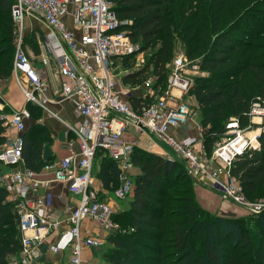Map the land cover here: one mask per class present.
<instances>
[{
  "label": "built area",
  "instance_id": "built-area-1",
  "mask_svg": "<svg viewBox=\"0 0 264 264\" xmlns=\"http://www.w3.org/2000/svg\"><path fill=\"white\" fill-rule=\"evenodd\" d=\"M114 6L112 0H13L12 77L26 103L5 114L0 95V122L5 128L0 166L8 170L0 174V187L5 189L7 201L14 205L20 232V250L10 257L9 264H38L40 247L49 237L52 240L46 244L51 254L69 250L70 262L81 264L83 248L100 245L96 237L81 234L85 221L114 234L132 231L113 223L110 201L100 195L92 175L96 154L102 150L118 171L119 184L112 195L123 200L131 193L133 183L128 173L133 167L135 146L127 135L130 127L162 139L180 158L187 175L219 191L224 200L252 215L264 211V201L248 200L230 172L234 159L255 148L259 135L264 134V98L251 104L246 128H240L238 120L230 118L226 138L216 145L209 159L200 157L195 138L176 139L167 134L169 128L188 125L192 117L184 101L193 83L186 68L189 60L184 55L176 57L166 77L165 90L151 103H141L140 109L134 110L128 97L136 90L129 91L127 86L119 89L112 67L116 60L143 52L139 43L130 39L128 28H123L132 25V20L119 19ZM25 16L45 24L42 43L55 62L60 92L73 100L75 112L83 117L81 126L73 129L74 148L58 161L45 164L41 172L25 167L22 157L24 135L29 128L27 121L31 118L26 104L47 109L40 99L48 89L42 72L24 48ZM154 80L150 76L140 88L147 91ZM149 95L145 92L142 99ZM255 118L259 121L255 122ZM164 159L174 161L168 155ZM52 183L63 185L70 195L63 219L50 214L54 201Z\"/></svg>",
  "mask_w": 264,
  "mask_h": 264
},
{
  "label": "trees",
  "instance_id": "trees-1",
  "mask_svg": "<svg viewBox=\"0 0 264 264\" xmlns=\"http://www.w3.org/2000/svg\"><path fill=\"white\" fill-rule=\"evenodd\" d=\"M112 1L119 19L132 20V25L123 27L128 28L130 39L139 43L140 52L149 51L142 67L122 76V84L132 88L152 76L161 94L179 42L183 55L206 73L188 91L193 89L203 112L200 125L209 126L202 138L205 155L210 156L226 138L222 120L236 118L240 128L249 125L251 104L264 98V0ZM12 6L13 0H0V81L12 75ZM133 60L134 56H127L121 62L130 66ZM152 101L147 97L144 105ZM132 102L133 109L142 106L138 99ZM27 108L34 118L38 108L33 104ZM4 134L0 122V147ZM49 140L44 129L30 126L22 150L25 167L43 168L42 146ZM96 157L101 158L97 178L104 189L113 191L119 184L116 165L102 150ZM132 163L138 172L127 209L114 216L122 229L132 231L108 237L109 264H264V217H256L259 237L254 241L247 234L246 219L223 218L198 205L195 181L181 161L134 147ZM230 172L248 200L264 201V134L259 135L256 148L234 159ZM259 214L264 216V211ZM235 222L240 225L234 226ZM224 224L234 230L226 231ZM217 230L218 238L213 235ZM233 234L237 237L231 240ZM19 250L15 208L0 187V264H9Z\"/></svg>",
  "mask_w": 264,
  "mask_h": 264
},
{
  "label": "crops",
  "instance_id": "crops-1",
  "mask_svg": "<svg viewBox=\"0 0 264 264\" xmlns=\"http://www.w3.org/2000/svg\"><path fill=\"white\" fill-rule=\"evenodd\" d=\"M41 45L42 47L44 46L43 44ZM44 52L46 51L42 50L41 54L38 50V52L34 54L35 59H32V62L42 72L44 78L48 83V89L40 99L47 109L38 107V110H36L37 115L34 118H30V120L27 121V124H29V128L30 126L35 125L47 132L50 140L49 142L44 143L42 146V159L45 161V164H48L54 163L59 159L65 157L66 155H68L69 149L74 148L76 144L74 130L78 129L81 126L83 117L75 112L73 100L61 94L60 78L56 72L55 62L50 55L49 56L51 57V60H53L52 62L54 65V69L50 70L47 68V70H45V63H42V60L45 59V56L43 55H48V53ZM38 57H40V59L36 61ZM11 79L13 80L10 81L9 79L8 82L1 87L0 91V95L3 100L2 112H4L5 114H10L12 111L20 109L26 103L22 91L18 87L14 78H12V75ZM143 95L136 91L135 94H131L130 97H128V101L130 99L129 103H131L133 100L138 99L141 104V102L143 101ZM134 110L138 109L134 108ZM29 128L27 129V131L29 130ZM203 129L204 127L197 123L195 116H192L188 125L169 128L167 134L176 139H182L185 137L195 138V148L197 149L199 156L209 159L211 155L206 156L203 149L202 136L206 132L205 129ZM127 135L134 143L135 147L141 148L150 153H154L162 157L163 159L164 156L168 155L171 156L174 161H181L180 158L173 152V150L160 138H156V141L153 140L152 142H148L145 139L147 133H138L133 127L127 129ZM257 146L258 142L256 147ZM175 156H177L179 159H177ZM100 159V157H98L97 159L95 158L93 163V182L100 195L108 200V195L110 196V194H112V191L104 189L102 183L97 178ZM41 171L42 169L37 172ZM41 177H45V175L41 174ZM193 190L196 202L204 210H207L216 215L220 214L230 217L238 214L237 211H239L240 208L224 200L221 195H219V193H217V191L211 186L205 185L199 181H195V183L193 184ZM50 191L54 195L53 208L50 213L51 217L56 219H63L68 212V206L70 205V195L63 187V185L59 183H52ZM127 206L128 205L122 207L120 205L117 206V204L113 206V214L111 217L113 223L119 225L118 221L113 219V215L120 214L121 212L125 211L127 209ZM81 234L90 235L100 240V245H98L97 247L83 248L81 255V264H109L106 257V252L109 249L110 245L107 242V239L111 235H114V233L103 231L93 223L85 221L81 228ZM51 240L52 238L49 237L46 241L50 242ZM46 243L42 244V246L40 247L42 254L38 264H72L70 262L69 250L51 254L47 250Z\"/></svg>",
  "mask_w": 264,
  "mask_h": 264
},
{
  "label": "rangeland",
  "instance_id": "rangeland-1",
  "mask_svg": "<svg viewBox=\"0 0 264 264\" xmlns=\"http://www.w3.org/2000/svg\"><path fill=\"white\" fill-rule=\"evenodd\" d=\"M13 14L14 13H12V12H11V14H9V18L11 19V22L13 21L12 20ZM11 22H10V24H12ZM66 22L67 23L69 22L68 18L66 19ZM45 32H46V26H45V24L42 21H39L38 19H36L34 17H31V16L30 17L25 16V18L23 20V23H22V33H23V36H24V43L23 44H24V48H25V50H26V52H27V54H28V56H29V58L31 60L35 59L34 58L35 57L34 54H35V50L36 49L39 50L41 54H42V50L46 51L44 46L42 47V45H41V44H43L42 43V35ZM40 49H42V50H40ZM44 53H46V52H44ZM148 53H149V51H146V52H143L139 56H135L132 64H130V66H124L123 63L121 62V59L116 60L114 62V65L112 67V71H113V73L115 75L116 85H117V87L119 89H127V87L124 84H122V81H121L122 76L125 75L126 72H128V71H133L136 68L142 67L144 62L149 57ZM180 55H183V49L181 48L180 43L177 42L176 45H175V51H174L173 60L176 57L180 56ZM43 56H45V60H46V63L44 64L45 70H47V68L50 69V70L51 69L53 70L54 69V65H53V62H52L53 60H51V57L49 55H43ZM39 59H40V57H38L36 61H38ZM129 63H131V62H129ZM137 64H139L138 67H137ZM171 64H172V62L168 66V71L170 70ZM186 68L188 70V73L191 75V78L193 79V84L195 83L196 79L206 76V73L205 72H201L198 69V66L196 64H194V62H192V61H189V64L187 65ZM149 77L150 76H148L147 78H149ZM9 79H10V81L13 80V79H11V76H10ZM8 80L0 81V91H1V87L4 86V84H6L8 82ZM140 85L133 86L132 88H129L128 90L132 91V92H135L134 90H136L141 95L145 94V92H148V93L151 94V95H149V97H152V100H154L155 98H157L160 95V94L157 93V91H161V88L155 87V81L152 83V87L150 89H148L147 91H145V89H141ZM193 92H194L193 89H192V91L188 92L185 95V97H184V101L187 103V105L190 108L191 116H195V119H196L197 123L200 124V121L203 118V112L201 111L200 107L198 106V103H197V101L194 98ZM129 102H130V99H129ZM142 102L144 103V100ZM130 104L132 105L133 102H131ZM33 105L35 106V108H38V107L40 108L41 107L38 104L36 105V104L33 103ZM228 121H229L228 119L221 121V123L225 124V125L223 124L225 126V128H226V124L228 123ZM254 121L258 122L259 119L255 118ZM208 127H209L208 125L206 127H204L206 132L208 131ZM203 136H204V134H203ZM203 136H202V138H203ZM225 136H227L226 135V131H225ZM156 138L157 137L155 135H151V134H147V136H145V139L148 142H152L153 140L156 141L157 140ZM0 149H1V147H0ZM143 151L146 152V153H150V152H148L146 150H143ZM102 154L103 153L100 152V156H102ZM175 157L177 159H179L177 156H175ZM97 158L98 157H96V159ZM7 171L8 170L6 168L0 166V174H3L5 172H7ZM137 172H138V169L135 168V167H133L132 169L129 170L128 179L131 180V182L133 184H134V175ZM217 193H219V195H221V193L219 191H217ZM111 195L112 194H110V196L108 195V198H109L108 200L110 201L111 207L113 209V206L115 204H117V206L120 205L122 207L127 205L128 201H129V198L131 196V193L123 200H118L113 195L112 196ZM221 197H222V195H221ZM237 212H238V214H235L234 216H231V217L230 216H225V215H220V214H217V215L220 216V217H223V218H225V217L226 218H238L237 220H239L240 218L246 219L245 225L247 227V234L252 239H254V241H256L258 239V237H259L258 229H257L256 224H255V221L257 220L256 217L263 218L264 216L262 214H259V215L249 214V213H247L245 210H243L241 208ZM114 216L115 215H113V219H114ZM232 224L234 226H239L240 225L239 222H235V223H232ZM258 224L261 225L260 220H259ZM222 227L226 231H233L234 230L233 226L229 227V226H227V224H224ZM213 235L216 236L217 238L220 237L219 233H218V230L213 232ZM236 237H237V234H233L231 240H234ZM221 250H222V248H221ZM221 250H219L220 253L223 251V250L222 251Z\"/></svg>",
  "mask_w": 264,
  "mask_h": 264
},
{
  "label": "bare ground",
  "instance_id": "bare-ground-1",
  "mask_svg": "<svg viewBox=\"0 0 264 264\" xmlns=\"http://www.w3.org/2000/svg\"><path fill=\"white\" fill-rule=\"evenodd\" d=\"M249 135H250V137H252L253 134L252 133H249Z\"/></svg>",
  "mask_w": 264,
  "mask_h": 264
}]
</instances>
